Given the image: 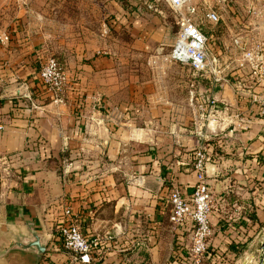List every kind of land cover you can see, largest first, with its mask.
Returning a JSON list of instances; mask_svg holds the SVG:
<instances>
[{
    "label": "crops",
    "instance_id": "crops-1",
    "mask_svg": "<svg viewBox=\"0 0 264 264\" xmlns=\"http://www.w3.org/2000/svg\"><path fill=\"white\" fill-rule=\"evenodd\" d=\"M202 10L219 17L217 23L204 16L198 22L218 65L214 75L204 77L188 68L193 81L187 98L169 96V89L176 93L182 86L165 83L157 85L162 93L154 98L133 102L125 97L133 85L124 81V96L116 100L121 85L109 81L116 72L109 54L94 57L93 67L63 68L56 59L66 84L61 101L54 102L37 79L39 51L21 39L26 19L15 7L5 12L0 6V32L10 38L0 47V166L14 158L18 169L9 184L0 183L5 187L0 197L13 206L9 235L21 225L20 210L35 222L42 219L37 196L47 188L76 214L83 234L101 239L90 264H180L192 223L169 221L168 194L173 187L191 194L195 154L203 149L214 208L201 264L264 259V120L249 99L259 88L252 84L250 68L240 66L246 50L256 44L264 48V0H209ZM125 23L119 22L136 28L139 37L147 34L146 20ZM139 54L149 57L143 50ZM99 72L107 75L103 86L86 77ZM92 91L104 95L103 101L91 97ZM137 101L139 109L132 112ZM151 108L154 130L148 125ZM43 230L51 238L39 264H79L56 230Z\"/></svg>",
    "mask_w": 264,
    "mask_h": 264
},
{
    "label": "rangeland",
    "instance_id": "rangeland-1",
    "mask_svg": "<svg viewBox=\"0 0 264 264\" xmlns=\"http://www.w3.org/2000/svg\"><path fill=\"white\" fill-rule=\"evenodd\" d=\"M208 1H193V4L199 7L195 15L197 24L203 19L202 8ZM0 6L5 8V12H11L15 7L20 19H26L21 39L24 40V44L29 43L40 53L38 54V60H40L38 74L41 64L49 57L57 59L63 68H70V66L75 68L79 65L92 66L94 57L111 54L116 61V72L110 75L109 81H115L120 85L124 81L132 83V93L126 94L128 92L126 91L125 97H132L133 102L135 99L146 98L147 95L149 98H154L151 95L155 96L160 92L157 91V85L165 83L182 86L176 93L169 89V96L174 94V96L177 95L174 98H187V86L193 81L188 72V66L184 65V67L168 57L176 41L181 12L164 2L157 0H0ZM139 18L147 21V34L142 37L135 33L136 28H125L119 24L121 20L126 19L125 25H127L130 20L134 22ZM142 50L149 57L144 58L142 54H139ZM152 55L154 57L151 58ZM159 61L161 63H158ZM75 77L78 78L74 74L73 78ZM86 77L100 86L107 82L105 73L99 72ZM72 82L75 83V80L72 79ZM199 83L202 84V82ZM93 95L99 96L100 101L105 98L104 95L94 94V91L91 92V97ZM123 96L124 89L121 85L113 97L118 100ZM189 97L195 100V96L189 95ZM196 97L202 98L198 94ZM74 99H79V96ZM136 104L139 102L132 106V112L134 109H139V105ZM149 111L153 113L149 115L151 122L148 125L154 130L156 129L155 108ZM135 126L138 127V123H134L133 127ZM200 128V130L204 129L203 126ZM3 164L2 168L0 166V183L9 184L10 179L16 178L17 165L14 158L7 159ZM3 188L5 187L0 185V194ZM37 198L40 200L37 207L42 218L36 222L37 227L39 225L41 229L45 227V229L56 230L62 218L60 198L47 188L39 190ZM11 217H13V206L0 197V251L8 248L12 243L9 232L6 231ZM21 260V255L10 253L0 259V264H20Z\"/></svg>",
    "mask_w": 264,
    "mask_h": 264
},
{
    "label": "built area",
    "instance_id": "built-area-1",
    "mask_svg": "<svg viewBox=\"0 0 264 264\" xmlns=\"http://www.w3.org/2000/svg\"><path fill=\"white\" fill-rule=\"evenodd\" d=\"M168 4L171 8L181 12L179 29L175 44L168 55L169 59L188 66L192 74L204 77L216 73L218 59L209 52L208 37L195 21L199 7L193 4L194 0H157ZM203 16L210 22L217 23L218 15L212 11H205ZM9 36L0 32V47L8 44ZM242 67L248 66L251 70L252 84L259 90L252 92L249 99L256 106V115L264 120V48L256 44L245 51ZM39 80L45 89L52 95L54 102H60V94L66 84L64 70L61 64L53 57L46 59L39 70ZM206 154L199 149L195 154L194 169L197 180L189 196H185L173 187L168 194L170 205L169 221L180 226L189 220L192 223L190 244L185 250V257L189 264H201L209 247L212 235L211 213L214 208V196L207 187L205 172ZM58 241L62 247L71 252L79 264H90L102 247V241L97 236H87L77 225V216L70 207H62V218L56 226Z\"/></svg>",
    "mask_w": 264,
    "mask_h": 264
},
{
    "label": "water",
    "instance_id": "water-1",
    "mask_svg": "<svg viewBox=\"0 0 264 264\" xmlns=\"http://www.w3.org/2000/svg\"><path fill=\"white\" fill-rule=\"evenodd\" d=\"M20 226L12 231L10 235L11 245L0 251V259L10 253L29 255V264H39L45 254L51 235L43 229L37 227L32 218L24 215L23 210L19 211ZM264 259H260L259 264H263Z\"/></svg>",
    "mask_w": 264,
    "mask_h": 264
},
{
    "label": "flooded vegetation",
    "instance_id": "flooded-vegetation-1",
    "mask_svg": "<svg viewBox=\"0 0 264 264\" xmlns=\"http://www.w3.org/2000/svg\"><path fill=\"white\" fill-rule=\"evenodd\" d=\"M14 215H16V214H14ZM9 255V254H8ZM19 255H21V254H19ZM21 261L22 262H20V264H29V261H30V256L29 255H21ZM17 261L19 262V259H17Z\"/></svg>",
    "mask_w": 264,
    "mask_h": 264
},
{
    "label": "trees",
    "instance_id": "trees-1",
    "mask_svg": "<svg viewBox=\"0 0 264 264\" xmlns=\"http://www.w3.org/2000/svg\"><path fill=\"white\" fill-rule=\"evenodd\" d=\"M173 256H174V254H173ZM180 264H189V262H187V261H180Z\"/></svg>",
    "mask_w": 264,
    "mask_h": 264
}]
</instances>
